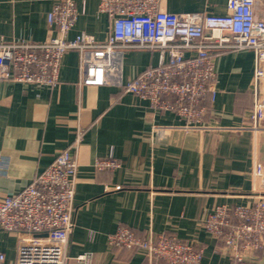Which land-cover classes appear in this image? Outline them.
<instances>
[{
  "label": "crops",
  "instance_id": "crops-1",
  "mask_svg": "<svg viewBox=\"0 0 264 264\" xmlns=\"http://www.w3.org/2000/svg\"><path fill=\"white\" fill-rule=\"evenodd\" d=\"M55 1L0 0V36L7 42L55 36L47 21ZM76 1L84 12L70 37L86 33L105 41L112 22L98 11L99 0ZM164 7L224 15L227 0H165ZM255 13L264 20V0H258ZM158 61L156 50L127 51L125 78ZM214 61L216 95L201 103L208 129H177L165 137L157 127L185 123L175 111H156L115 86H80L77 50L63 56L56 86L0 79V155L9 165L0 175V197L20 192L69 149L78 162L70 256L91 253L93 264H150L141 252L108 244V235L125 226L141 238L164 232L193 242L203 248L200 264H231L223 243L204 229L203 221L218 204L254 201L252 169L256 161L264 164V129L248 128L253 51H219ZM110 150L121 166L98 170L96 160ZM0 250L6 252L2 244ZM245 258L264 264V249L247 251Z\"/></svg>",
  "mask_w": 264,
  "mask_h": 264
},
{
  "label": "built area",
  "instance_id": "built-area-1",
  "mask_svg": "<svg viewBox=\"0 0 264 264\" xmlns=\"http://www.w3.org/2000/svg\"><path fill=\"white\" fill-rule=\"evenodd\" d=\"M85 3V1L83 0ZM165 0H99L98 11L111 20L105 41L86 33L70 37L84 12L76 0H56L48 12L55 36L44 42L5 41L0 36V79L35 86H56L63 56L70 50L80 54V86L111 85L133 94L158 111H175L181 126H160L159 136L177 129L200 131L206 109L201 103L215 98L214 55L223 50H251L255 55L252 82L253 106L249 114L252 131L264 129V20L255 13L258 0H227L224 15L205 12L174 13ZM129 50H156L159 61L134 77L125 78L124 61ZM81 133L75 145L79 144ZM8 159L0 155V175L8 171ZM114 170L120 160L110 150L94 165ZM78 162L69 149L37 174L20 192L0 197V233L16 236L12 264H93L91 253L68 254L74 228L73 201ZM254 201L218 204L204 219V229L223 243L231 264H261L248 261L245 252L264 249V164L252 169ZM111 247L145 254L150 264H200L203 248L167 233L141 238L120 226L108 235ZM7 254L0 250V264Z\"/></svg>",
  "mask_w": 264,
  "mask_h": 264
},
{
  "label": "rangeland",
  "instance_id": "rangeland-1",
  "mask_svg": "<svg viewBox=\"0 0 264 264\" xmlns=\"http://www.w3.org/2000/svg\"><path fill=\"white\" fill-rule=\"evenodd\" d=\"M0 237V244L4 247L7 253V261L5 264H12L14 259V250L16 243V236L11 233H2Z\"/></svg>",
  "mask_w": 264,
  "mask_h": 264
}]
</instances>
